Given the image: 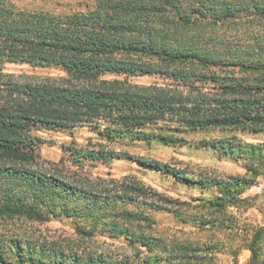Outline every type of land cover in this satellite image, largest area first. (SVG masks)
I'll return each mask as SVG.
<instances>
[{
	"label": "trees",
	"instance_id": "1",
	"mask_svg": "<svg viewBox=\"0 0 264 264\" xmlns=\"http://www.w3.org/2000/svg\"><path fill=\"white\" fill-rule=\"evenodd\" d=\"M94 2L86 11L54 15L12 10L0 0V77L5 62L57 67L64 73L26 76L22 81L7 75V80L0 81V176L16 177L34 197L27 204L19 195L6 194L0 204L3 214L37 218L36 200L48 203L65 192L93 196L84 190L76 193L58 176L26 166L35 159L39 139L35 131L72 130L86 124L101 138L138 141L150 140L148 126L163 122L167 124L163 127L173 131L220 128L264 133V33L225 32L242 23L264 21V0ZM219 28L223 34L217 33ZM223 67L231 68L230 72L221 73ZM106 74L116 77L106 78ZM153 74L186 89L170 83L141 85L128 79ZM217 143L223 154H245L247 172L256 173L254 159L262 160L264 147L246 143L241 151V145L234 149L232 141ZM108 155L122 156L112 150ZM137 162L177 181L194 182L166 164L141 158ZM250 180L239 176L202 180L203 184L213 182L219 191L206 202L216 210L233 204V188L249 185ZM61 208L67 216L73 215L68 205ZM254 236L248 246L250 264H262L257 240H264V228ZM14 243L15 262L7 261L0 247V264H41L40 257L31 251L24 254L23 247ZM147 252L142 264H156ZM56 255L52 264H98L104 259L92 255L82 259L74 253L68 262V256Z\"/></svg>",
	"mask_w": 264,
	"mask_h": 264
},
{
	"label": "rangeland",
	"instance_id": "2",
	"mask_svg": "<svg viewBox=\"0 0 264 264\" xmlns=\"http://www.w3.org/2000/svg\"><path fill=\"white\" fill-rule=\"evenodd\" d=\"M2 1L12 10L54 15L86 11L95 5L94 0ZM223 31L219 28L217 33L223 34ZM235 31L263 34L264 21L242 23L225 32L234 34ZM223 68L221 73L230 72L231 68ZM233 72L241 73L240 70ZM63 74L57 67L5 62L0 81L7 80V75L22 81L26 76ZM128 79L141 85L170 83L186 89L158 74ZM163 125L167 124L148 126L151 139L138 141L101 138L86 124L72 130L35 131L39 137L33 151L35 159L26 166L58 176L76 193L84 190L93 196L83 198L65 192L48 199V203L36 200L40 214L37 218L0 212V247L6 260L15 262L11 243L18 241L14 244L21 245L24 254L31 251L33 256L40 257L41 264H52L56 253L57 258L68 256V262L75 253L82 259L87 255L105 259L98 264H142L147 249L152 255L150 260L156 264H181L182 261L250 264L248 246L255 238V231L264 228V154L262 160L254 159L257 171L251 174L246 170L245 154L238 157L223 154L217 142L232 141L234 149L239 150L237 146L241 145V151L246 143L264 147V133L220 128L173 131ZM171 134L177 138L166 137ZM109 150L121 153V158H110ZM138 158L174 167L194 182L177 181L137 162ZM232 176L247 177L251 182L233 188L236 197L233 204L219 210L209 206L206 199L215 198L218 187L213 182L203 184L202 180H226ZM16 180L13 176H0V204L6 194L19 195L27 204L34 202L26 184ZM48 204H51L50 211ZM62 204L72 208V216L63 212ZM80 228L88 234L81 233ZM130 238L141 240L132 243ZM141 241H146V246ZM257 242L263 264L264 240Z\"/></svg>",
	"mask_w": 264,
	"mask_h": 264
}]
</instances>
